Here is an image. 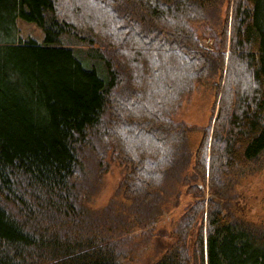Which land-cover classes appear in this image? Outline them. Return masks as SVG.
<instances>
[{
	"label": "trees",
	"instance_id": "16d2710c",
	"mask_svg": "<svg viewBox=\"0 0 264 264\" xmlns=\"http://www.w3.org/2000/svg\"><path fill=\"white\" fill-rule=\"evenodd\" d=\"M225 1L0 0V264H130L193 180L155 264H264V229L233 212L229 189L264 157V0L211 23ZM19 18L44 42L22 38ZM215 78L214 124L173 121ZM110 158L129 204L92 210Z\"/></svg>",
	"mask_w": 264,
	"mask_h": 264
},
{
	"label": "rangeland",
	"instance_id": "374dc122",
	"mask_svg": "<svg viewBox=\"0 0 264 264\" xmlns=\"http://www.w3.org/2000/svg\"><path fill=\"white\" fill-rule=\"evenodd\" d=\"M235 0L230 4V11L227 14L228 0L215 11L209 14L211 23L218 24L223 22L226 17L230 23L233 17ZM20 30V35L24 39H33L38 43L44 42V33L41 28L36 24L27 22L23 19L16 21ZM218 29V28H217ZM206 47H211L212 42H203ZM231 41L229 39L227 53L231 50ZM240 79H242L240 77ZM220 81L215 79L205 80L203 85H199L196 88V92L192 97L183 102L178 113L172 116V120L175 122H184L190 124L192 127H206L211 121V125L214 124V120L217 115V111L212 114L213 104L215 101L221 102V94L218 100H216L215 86L219 85ZM224 87V81L222 88ZM216 89V90H215ZM213 117V119H212ZM202 133L198 130H194L188 135V145L195 153L196 149L201 145ZM111 167L102 176L97 177L95 180L96 187L93 188L89 199L86 200L87 206L92 210H103L105 207L111 205L112 202L118 204H129L123 195L118 193L119 186L125 175L124 167L120 165L117 160L109 159ZM194 159L190 168L186 171L190 176L195 172L193 170ZM248 168V166H246ZM252 170L243 175L240 181L232 183L230 188L236 191V197L230 199L232 203V210L235 214L251 223L254 226L264 229V157L262 160L254 163L251 167ZM196 182L191 181V184L179 186V190L176 194L170 196V199L166 205L168 206L169 213L154 228L152 232L145 233L142 237H138L133 240V245L139 255L130 264H155L165 254L167 249L174 241L173 233L175 230V224L180 217L186 212V210L195 203L196 198L191 194L190 189ZM231 192H229L230 194ZM205 196V195H204ZM101 217L105 216L104 211ZM199 225L194 232V238L197 234ZM139 234L138 228H134L131 233ZM193 241V238H192Z\"/></svg>",
	"mask_w": 264,
	"mask_h": 264
}]
</instances>
